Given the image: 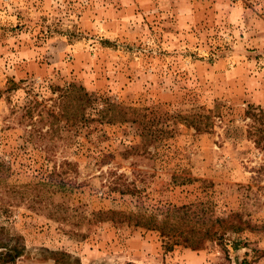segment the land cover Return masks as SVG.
<instances>
[{
    "label": "rangeland",
    "instance_id": "obj_1",
    "mask_svg": "<svg viewBox=\"0 0 264 264\" xmlns=\"http://www.w3.org/2000/svg\"><path fill=\"white\" fill-rule=\"evenodd\" d=\"M0 162L5 264H264V0H0Z\"/></svg>",
    "mask_w": 264,
    "mask_h": 264
},
{
    "label": "trees",
    "instance_id": "obj_2",
    "mask_svg": "<svg viewBox=\"0 0 264 264\" xmlns=\"http://www.w3.org/2000/svg\"><path fill=\"white\" fill-rule=\"evenodd\" d=\"M12 83L13 88H15L16 84L14 82ZM53 93L58 94L57 106L55 107L58 109V113L55 114V111L50 109H45L46 112L58 121L65 120L66 123L71 122V126H75L83 120H86L89 108H93L94 106L98 108L99 102L97 99L87 92L83 86H78L75 83L69 84L64 88H55L53 89ZM42 104L43 100L39 101V99H36L32 101L30 105L25 108L24 116L30 121H33L35 112L41 113L42 115L44 110L39 108ZM108 105H110V103H108ZM111 107L117 109L118 106L111 105ZM248 115H250V118L254 121V129L251 130V134L257 135V133H259L257 132L259 131L257 124L263 116V111H257L255 109L248 110ZM197 118H202V114L197 115ZM195 128L197 131L201 130V126L199 125H196ZM260 141V139L255 138L257 144H260ZM1 169L6 172V164L4 162H0V171ZM24 249L19 237L11 236L4 226H0V264L16 262L17 259L23 256Z\"/></svg>",
    "mask_w": 264,
    "mask_h": 264
}]
</instances>
